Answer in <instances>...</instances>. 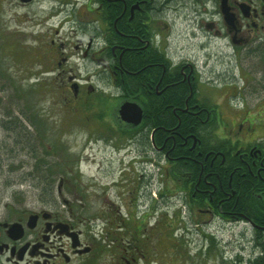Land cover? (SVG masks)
<instances>
[{"label":"flooded vegetation","instance_id":"1","mask_svg":"<svg viewBox=\"0 0 264 264\" xmlns=\"http://www.w3.org/2000/svg\"><path fill=\"white\" fill-rule=\"evenodd\" d=\"M4 3L18 9L16 23L28 6L48 5L52 27L38 34L41 66L72 100L104 112L109 107L107 117L127 126L120 134L130 137L144 162L148 154L163 158L164 178L171 175L181 188L187 213L215 229L211 259L264 264V0ZM124 105L141 109L137 125L123 119ZM170 107L172 119L161 118ZM122 199L101 228L106 244L96 243L71 211L0 218V264H90L91 254L98 259L114 244L119 250L100 264H160L148 212L132 224L143 214L141 202L124 210ZM237 227L250 234L254 248L247 236L245 251L229 253L217 232Z\"/></svg>","mask_w":264,"mask_h":264},{"label":"rangeland","instance_id":"2","mask_svg":"<svg viewBox=\"0 0 264 264\" xmlns=\"http://www.w3.org/2000/svg\"><path fill=\"white\" fill-rule=\"evenodd\" d=\"M46 6H28L16 23L18 9L7 10L0 0V218L25 210L71 211L96 243L106 244L101 228L106 217H115L122 196L124 210L141 202L137 209L143 214H131L132 224L148 212L147 231L160 264H219L209 250L214 227L187 213L181 188L171 175L164 178L163 158L148 154L144 162L130 137L120 134L127 126L108 118L109 107L104 112L72 100L54 84L47 65L41 66L38 34L52 27ZM19 31L25 32L20 40L14 36ZM116 109L110 107L115 114ZM217 235L229 253L232 247L245 251L246 237L252 238L238 227ZM106 247L98 259L90 255V264L110 260L120 245Z\"/></svg>","mask_w":264,"mask_h":264},{"label":"water","instance_id":"3","mask_svg":"<svg viewBox=\"0 0 264 264\" xmlns=\"http://www.w3.org/2000/svg\"><path fill=\"white\" fill-rule=\"evenodd\" d=\"M136 112H138V115ZM120 114L122 115L123 119H125L126 121H130V123L133 122V124L139 123V120L141 119V109L140 108L137 109L133 106H127V105L122 106L120 109ZM32 218L33 216H31V219ZM16 228H17V224L12 225L13 230Z\"/></svg>","mask_w":264,"mask_h":264},{"label":"trees","instance_id":"4","mask_svg":"<svg viewBox=\"0 0 264 264\" xmlns=\"http://www.w3.org/2000/svg\"><path fill=\"white\" fill-rule=\"evenodd\" d=\"M179 92H180V90H178ZM181 93H182V91H181ZM175 102H178V101H175ZM172 110V107H170L169 109H168V111H167V114H162L161 115V118H168V119H172V114H171V112H169V111H171ZM38 122H37V120L36 119H33V122H31V124L32 125H36Z\"/></svg>","mask_w":264,"mask_h":264},{"label":"bare ground","instance_id":"5","mask_svg":"<svg viewBox=\"0 0 264 264\" xmlns=\"http://www.w3.org/2000/svg\"><path fill=\"white\" fill-rule=\"evenodd\" d=\"M214 235V234H213Z\"/></svg>","mask_w":264,"mask_h":264}]
</instances>
